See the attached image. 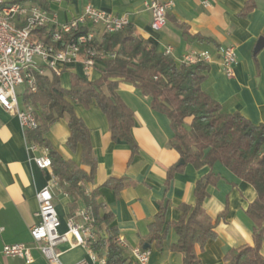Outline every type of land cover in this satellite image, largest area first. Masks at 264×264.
Instances as JSON below:
<instances>
[{
    "label": "crops",
    "instance_id": "crops-1",
    "mask_svg": "<svg viewBox=\"0 0 264 264\" xmlns=\"http://www.w3.org/2000/svg\"><path fill=\"white\" fill-rule=\"evenodd\" d=\"M146 1L51 0L50 12L61 22L68 21L90 3L117 16L127 15L136 32L154 43L157 50L164 52L167 46H172L171 56L176 62L185 54L209 50L213 60L203 88L223 105L224 111H238L253 123L264 124V0H256V7L246 16L241 12L247 0H216L211 7H205L201 0H178L168 11V22L161 30L151 27L152 14L145 6ZM180 24H185L191 33L213 38L219 48L211 43L186 40ZM261 40L263 43L258 48ZM227 45L235 46L237 52L231 77L227 76L219 55V50ZM72 72L86 77L79 63L70 65L61 72L63 85L70 86ZM46 74L51 76L52 71L47 70ZM100 75L97 68L86 78L93 80ZM119 93L134 111L132 133L139 146L134 156L126 141L112 140L107 116L98 105H75L77 114L91 130L98 160L94 180L82 185L87 194L99 187L103 202L100 213L114 215L112 223L103 224L99 233L106 237L108 229L115 227L118 236L131 247L142 245L149 233L148 223L160 210L162 201L167 204L166 221L178 220L182 214L179 206L195 203L197 180L213 169L221 178L216 185L207 187L209 196L203 206L213 221L221 212H226L216 224L217 237L209 240L204 248L197 245L196 250L202 264H228L224 255L229 248L253 244V222L246 208L256 198L255 187L221 162L215 163L213 168L208 165L196 168L189 163L183 171L174 174L167 186L169 168L181 160L179 151L169 143L173 136L169 118L153 109L149 99L133 84L121 81ZM21 104H24L23 98ZM69 135L67 116L55 122L46 134L64 157L80 162V150L74 153L67 146ZM28 144L18 116L0 104V264H51L34 245L30 228L39 220L37 193L51 182L52 174L37 166L32 157L40 150L32 152ZM113 176L128 178L119 197L111 188L103 186ZM56 177L58 185L53 191L61 220L59 232L64 234L69 229L71 202H76L77 211L86 207V203L78 194L68 193L65 184ZM177 238V233L170 227L162 252L155 243L151 244V264H182V254L170 250ZM21 242L32 247L33 262L3 254L6 244ZM57 251L64 264L90 259L88 247L78 243L72 234L59 244ZM99 251L106 253L107 248ZM261 252L264 256V242ZM123 254L131 264L130 249H123Z\"/></svg>",
    "mask_w": 264,
    "mask_h": 264
},
{
    "label": "trees",
    "instance_id": "trees-1",
    "mask_svg": "<svg viewBox=\"0 0 264 264\" xmlns=\"http://www.w3.org/2000/svg\"><path fill=\"white\" fill-rule=\"evenodd\" d=\"M50 1L13 0L30 2L47 11L51 10ZM255 7L256 0H247L241 14L246 16ZM180 25L186 40L211 43L219 48L213 38L191 33L185 24ZM85 31L87 29L83 28L80 32ZM32 38L51 42V30L46 26L37 27ZM88 45L96 49L100 77L90 80L72 72L71 83L67 87L62 83L61 74L53 71L49 76L32 69L36 90H26L23 101L34 106L39 120L38 128L26 131L27 140L49 148L54 173L65 184L64 189L68 193L83 198L94 217L95 228L99 231L103 224L110 225L114 215L100 213L103 202L99 187L87 194L82 185L94 180L98 160L91 130L77 114L75 105H98L107 116L112 140L126 141L134 156L139 150L132 133L134 111L119 93L120 82L126 81L149 99L153 109L166 114L170 120L173 136L169 143L179 151L185 163L169 168L167 186H170L174 174L183 171L189 163L196 168L205 165L213 168L215 163L221 162L237 177L255 187L256 198L246 208L253 222V244L229 248L224 260L228 264H264L261 252L264 242V124H255L238 111H224L223 105L203 88L209 62L201 60L188 65L179 64L137 33L132 23L117 32H103ZM65 116L70 130L67 146L74 153L80 150V162L64 157L46 136L51 126ZM220 178L213 169L199 178L195 186L196 201L193 205L182 203L179 206L182 214L178 220L166 221L167 204L162 201L160 210L148 223L149 233L142 246L155 243L162 252L168 230L172 227L178 238L170 245V250L182 254V264H202L196 246L204 248L209 240L217 237L216 224L226 212H221L213 221L203 206L209 196L207 187L216 185ZM127 180V177L113 176L103 186L111 188L119 197ZM76 206L72 201L69 217L76 214ZM108 232V236L98 238L94 248H107L108 264H129L123 248L116 243L117 229L110 227Z\"/></svg>",
    "mask_w": 264,
    "mask_h": 264
},
{
    "label": "built area",
    "instance_id": "built-area-1",
    "mask_svg": "<svg viewBox=\"0 0 264 264\" xmlns=\"http://www.w3.org/2000/svg\"><path fill=\"white\" fill-rule=\"evenodd\" d=\"M178 0H147L145 6L151 11V27L161 30L168 22V11ZM216 0H201L205 7L213 6ZM130 23L127 15L117 16L96 8L88 3L84 10L68 21L61 22L51 13L34 4L17 3L13 0H0V104L16 114L26 134L39 126L33 105L21 104L26 90L35 91L36 84L32 69L46 74L47 70L61 74L63 68L79 63L86 77L99 66L96 49L88 44L103 32H117ZM46 26L51 30V42L33 39L37 27ZM83 28L85 32H80ZM164 53L171 55L172 46ZM219 55L227 76L234 74L237 61L236 48L227 45L219 50ZM204 60L211 62L209 50L191 52L178 59L179 64H190ZM22 88V90L20 89ZM30 151H38L32 159L41 169L50 170L51 182L37 193L39 220L30 228L32 241L51 264H64L57 248L72 234L76 241L88 247L90 259H82L73 264H108L107 254L94 248L101 234L94 226V217L87 207L79 209L68 219V232L60 233L61 220L55 205L58 179L52 169L49 148L36 142H29ZM116 243L123 249H130L131 264H151L152 252L142 245L130 246L122 237ZM6 256L20 257L33 262L32 247L25 242L6 244L2 250Z\"/></svg>",
    "mask_w": 264,
    "mask_h": 264
},
{
    "label": "water",
    "instance_id": "water-1",
    "mask_svg": "<svg viewBox=\"0 0 264 264\" xmlns=\"http://www.w3.org/2000/svg\"><path fill=\"white\" fill-rule=\"evenodd\" d=\"M263 43V40H261L259 42V45H258V48L261 46V44ZM185 163V160L183 158H181V160L179 161V164H184ZM150 244L146 243L144 244V248H148Z\"/></svg>",
    "mask_w": 264,
    "mask_h": 264
},
{
    "label": "rangeland",
    "instance_id": "rangeland-1",
    "mask_svg": "<svg viewBox=\"0 0 264 264\" xmlns=\"http://www.w3.org/2000/svg\"><path fill=\"white\" fill-rule=\"evenodd\" d=\"M56 205V204H55Z\"/></svg>",
    "mask_w": 264,
    "mask_h": 264
}]
</instances>
